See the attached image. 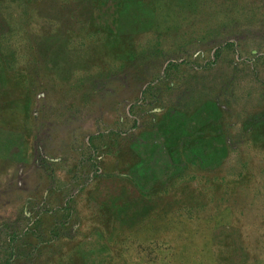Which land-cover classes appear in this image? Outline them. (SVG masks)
I'll use <instances>...</instances> for the list:
<instances>
[{
	"label": "rangeland",
	"instance_id": "1",
	"mask_svg": "<svg viewBox=\"0 0 264 264\" xmlns=\"http://www.w3.org/2000/svg\"><path fill=\"white\" fill-rule=\"evenodd\" d=\"M0 264H264V0H0Z\"/></svg>",
	"mask_w": 264,
	"mask_h": 264
},
{
	"label": "trees",
	"instance_id": "2",
	"mask_svg": "<svg viewBox=\"0 0 264 264\" xmlns=\"http://www.w3.org/2000/svg\"><path fill=\"white\" fill-rule=\"evenodd\" d=\"M7 263V262H6Z\"/></svg>",
	"mask_w": 264,
	"mask_h": 264
}]
</instances>
